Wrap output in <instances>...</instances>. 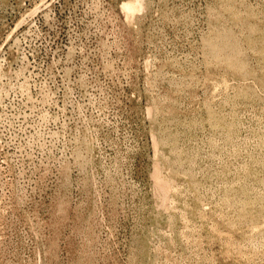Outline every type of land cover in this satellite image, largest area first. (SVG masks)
<instances>
[{
    "label": "rangeland",
    "instance_id": "obj_1",
    "mask_svg": "<svg viewBox=\"0 0 264 264\" xmlns=\"http://www.w3.org/2000/svg\"><path fill=\"white\" fill-rule=\"evenodd\" d=\"M0 264H264V0H0Z\"/></svg>",
    "mask_w": 264,
    "mask_h": 264
},
{
    "label": "bare ground",
    "instance_id": "obj_2",
    "mask_svg": "<svg viewBox=\"0 0 264 264\" xmlns=\"http://www.w3.org/2000/svg\"><path fill=\"white\" fill-rule=\"evenodd\" d=\"M140 5V4H139ZM132 7V6H131ZM130 6H129V8H131ZM134 7V6H133ZM125 8H127V6H125ZM133 9V8H132ZM134 9H136V8H134ZM128 11H129V9H128ZM133 12H134V10H132ZM157 179V178H156ZM162 183H164V182H162ZM160 184V183H159ZM164 187V186H163ZM168 188V187H167ZM164 189V188H163ZM167 194V193H166Z\"/></svg>",
    "mask_w": 264,
    "mask_h": 264
}]
</instances>
